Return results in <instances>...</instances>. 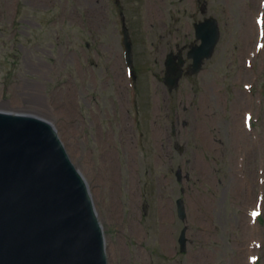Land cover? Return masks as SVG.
I'll return each mask as SVG.
<instances>
[{
    "label": "rangeland",
    "instance_id": "1",
    "mask_svg": "<svg viewBox=\"0 0 264 264\" xmlns=\"http://www.w3.org/2000/svg\"><path fill=\"white\" fill-rule=\"evenodd\" d=\"M150 6L162 16L150 15ZM261 13L264 0H0V109L33 113L56 128L90 187L109 264H194L198 256L197 264H208L205 256L212 264H250L254 255L264 264V245L257 254L248 250L249 235L264 244L263 216L256 212L250 222L255 235L241 234L251 200L237 203L235 180L244 181L232 178L243 148L251 149L249 161L264 148L246 137L243 121L251 99L260 112L253 129L263 137L264 47L260 31L257 42L246 34ZM206 17L216 18L221 30L214 56L170 93L166 57L197 44L194 25ZM123 21L133 41L131 74ZM248 44L256 51L249 59ZM241 93L249 97L243 107L235 104ZM175 139L186 154L173 149ZM178 168L189 181L178 183ZM252 185L259 210L264 177ZM179 197L188 199V215L202 204L209 212L207 223L197 217L201 230L188 222L187 254L177 244Z\"/></svg>",
    "mask_w": 264,
    "mask_h": 264
},
{
    "label": "water",
    "instance_id": "2",
    "mask_svg": "<svg viewBox=\"0 0 264 264\" xmlns=\"http://www.w3.org/2000/svg\"><path fill=\"white\" fill-rule=\"evenodd\" d=\"M197 30L203 44L190 54L193 72L219 38L213 21ZM125 43L129 49L128 37ZM0 264H108L88 185L56 130L33 116L1 112Z\"/></svg>",
    "mask_w": 264,
    "mask_h": 264
},
{
    "label": "bare ground",
    "instance_id": "3",
    "mask_svg": "<svg viewBox=\"0 0 264 264\" xmlns=\"http://www.w3.org/2000/svg\"><path fill=\"white\" fill-rule=\"evenodd\" d=\"M156 1H158V0H156ZM149 8H151V11L149 13L150 15H153L155 18H160L162 16V13L158 9V7L155 8V7H151L150 6ZM259 29L260 28L256 27L254 24H251L250 23V25L246 29V34H247L248 40H253V39L255 40L256 39V42H257L259 40V36H260ZM254 50H255V47L253 45H250V44L247 45V51H246L247 53H249V52L251 53ZM245 76H248V75L246 74ZM242 95H244V98L239 97L238 100H237V102H235L236 105H239L241 107H243V106L246 105L245 100L247 99V97L245 96V94H242ZM5 111H7V110H5ZM11 112H13V111H11ZM244 134L246 135L247 138H249L250 134L248 133V131L245 130V133ZM241 141L243 143H247L246 139L243 138V137H242ZM249 150H251V149L248 148V152H249ZM249 164H251V162H249ZM261 165L263 166V160H261ZM250 174H251V176H253L255 174V172L254 171H251ZM210 175H211V173L208 175L207 178H209ZM233 175H237V178L238 179H244V173L243 172L241 173V171H239L238 173L235 172V173L232 174V176ZM233 179H234V176H233ZM235 182L238 184L237 187H236V190L238 192V193H236L237 198H245V199L247 198V199H250L249 196L247 195V193L245 192V185L243 184L244 182H240L238 180H235ZM245 227H246V223L244 224L243 228H245ZM205 258H207V260L210 261V262L208 261V264H212L211 263L212 261L210 260V257L209 256H205ZM199 261H200V257L198 256V257H196L194 259V264L200 263ZM201 263H205V262H201Z\"/></svg>",
    "mask_w": 264,
    "mask_h": 264
}]
</instances>
